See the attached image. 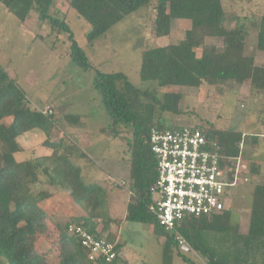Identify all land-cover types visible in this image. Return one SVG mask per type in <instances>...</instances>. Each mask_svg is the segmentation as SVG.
<instances>
[{"label":"trees","instance_id":"trees-1","mask_svg":"<svg viewBox=\"0 0 264 264\" xmlns=\"http://www.w3.org/2000/svg\"><path fill=\"white\" fill-rule=\"evenodd\" d=\"M0 5L16 18L19 25H23L34 10L38 21L47 25L48 36H67L71 63L84 70L93 69L92 86L108 118L101 134L118 139L129 154L128 192L131 194L126 204L125 220L149 224L156 235L165 238L162 264H171L174 256L184 264H196L179 245L177 236L204 257L207 264H264V183L250 185L246 190L249 197L248 225L242 234L239 232V218L235 232H229L228 222L233 205L238 198V201L242 199V187H247L249 181L231 193L228 209L212 216H187L171 231L164 230L150 210L155 201L151 188L157 180L156 161L149 144L152 128L160 131L184 127L197 129L208 141L217 143L222 159L239 155L245 159L240 144L243 146L246 141L250 148H255L261 140L260 133L258 138L253 136L247 140L241 131L217 130L212 125L169 124L163 116L181 113L182 95L178 91L157 94L158 89L170 86L198 89L202 85L222 88L247 83L252 96L263 98L256 121L264 127V64L255 65L254 57L245 53L248 28L244 22L237 21L227 29L221 0H68V8L89 26L85 33L89 46H93L112 26L144 7L153 11L150 31L153 38L169 36L174 20L189 21V28L177 44L141 51L139 78L142 83L150 85L139 88L121 72L102 73L94 68L75 41L66 18L51 14L53 0H0ZM253 27L256 50L264 54V15L253 23ZM208 37L221 39V48L206 45L204 42ZM196 50L200 51L199 55ZM5 119H10V122L4 123ZM53 127L52 115L32 109L25 92L6 70L0 68V264H53L51 255L56 258V264L88 262L86 251L67 232L70 223L54 222L51 215L41 209V199L46 197L45 194L32 193L30 185L38 181L39 174L48 178L50 185L70 190L71 196L75 191L76 204L89 200L93 212L73 223L102 238L93 222L99 217L95 211L100 207L95 201L96 186L81 182L80 168L70 161L81 155L75 146L77 152H72L69 138L64 136L58 142L46 139L43 146L51 150L50 155L23 162L15 159V155L23 152L19 137L35 131L49 134ZM64 142L68 144L67 148L63 146ZM250 174H259V166L254 161L251 162ZM115 186L124 188L120 184ZM107 221L103 226L105 230L117 219ZM105 240L114 244L115 258L109 263L98 260L89 261L90 264H117L120 260L121 245ZM44 243L48 250L42 249Z\"/></svg>","mask_w":264,"mask_h":264},{"label":"rangeland","instance_id":"rangeland-1","mask_svg":"<svg viewBox=\"0 0 264 264\" xmlns=\"http://www.w3.org/2000/svg\"><path fill=\"white\" fill-rule=\"evenodd\" d=\"M221 1L225 12L224 26L231 29L237 21L244 22L248 28L245 53L254 57L255 65H263L264 54L256 50V31L253 23L264 15V1ZM53 2L51 14L66 18L75 41L94 68L102 73L121 72L132 85L139 88L150 85L142 83L139 78L141 51L145 48L177 44L190 26L189 21L174 20L169 36L153 38L150 32L153 11L150 7H144L112 26L93 46H89L85 40V33L89 30L88 24L68 8V0ZM48 34L47 25L38 21L34 10L26 22L19 25L16 18L0 5V68L6 70L25 92L32 109L42 113L50 109L54 121V127L49 134L35 131L19 137L18 142L23 152L15 155V159L17 162H23L46 156L51 151L43 146L46 139L58 142L64 136L69 138L72 152H77V147L78 154L81 155L70 160L81 168V182L96 186L95 201H98L100 207L95 212L98 211L105 224L108 219L121 221V225L114 229L115 232L119 228V240L123 244L117 264H162L163 237L156 235L149 224L124 220V205L130 198L129 154L118 139L101 134V130L108 124V118L101 107L99 95L92 86L94 71L81 69L71 63L68 58L69 42L66 35L56 38ZM204 43L218 49L222 45L221 39L209 37ZM199 52L196 50L198 55ZM165 91H178L182 95L179 104L181 113L177 116H163L169 124L212 125L217 130L241 132L247 129V140L253 136L258 138V132H264V127L254 124L257 112L262 108L263 98L252 96L247 83L243 86L232 84L222 88L202 85L198 89L170 86L158 89L157 94ZM244 120H247L246 125ZM9 122L10 119L4 120L6 124ZM63 146L67 148L68 144L64 142ZM245 159L250 173L251 162L248 157ZM121 181L125 182V190L115 186ZM263 183L264 176L251 175L247 187H242V199L238 201V198L233 205L228 222L229 232H235L238 218L240 231L247 230V191L250 185ZM30 188L34 194H45L44 199L40 198L41 209L51 215L57 223H73L76 216H89L93 212L88 199L76 204L75 191L71 196L70 190L50 185L48 178L42 174H39L38 181L30 185ZM58 209L63 217L53 216ZM98 223L101 231L103 223ZM101 236L107 240L112 239L108 234L103 233ZM74 248L78 249V246ZM42 249L48 250L45 243L42 244ZM187 255L197 264H207V260L192 249ZM51 258L53 264H56V258L53 255ZM171 264L184 263L173 257Z\"/></svg>","mask_w":264,"mask_h":264},{"label":"built area","instance_id":"built-area-1","mask_svg":"<svg viewBox=\"0 0 264 264\" xmlns=\"http://www.w3.org/2000/svg\"><path fill=\"white\" fill-rule=\"evenodd\" d=\"M44 115H51L47 109ZM150 150L156 161L157 180L152 186L154 203L150 210L166 231L183 218L217 215L231 203L230 195L249 181L250 173L242 156L222 159L219 146L197 129L157 130L149 133ZM240 149L243 148L242 143ZM123 186V182L118 183ZM131 194V193H130ZM68 234L86 251L87 260L111 262L114 244L98 238L81 226L70 223ZM179 245L184 240L177 236Z\"/></svg>","mask_w":264,"mask_h":264},{"label":"crops","instance_id":"crops-1","mask_svg":"<svg viewBox=\"0 0 264 264\" xmlns=\"http://www.w3.org/2000/svg\"><path fill=\"white\" fill-rule=\"evenodd\" d=\"M245 125L247 124V120H244V122H243ZM254 124L255 125H257V126H259L258 124H257V121L256 120H254ZM246 129V128H245ZM248 130L246 129V131H242V133H244L245 134V138L247 137V132ZM258 133H260V137H261V140L258 142V144L256 145V147L255 148H250L249 146H248V144H247V142L245 141L244 142V144H243V149H244V152H245V158L246 157H248V159H249V161L250 162H253L254 161V163L255 164H257L258 166H259V174L257 175V176H264V132H258ZM245 140V139H244ZM51 153V152H50ZM50 153L48 152V155H50ZM47 156V155H46ZM245 160V162L246 163H248L247 161H246V159H244ZM79 167V166H78ZM80 168V167H79ZM81 169V168H80ZM121 182H123V181H121ZM120 183V182H119ZM123 183H125V182H123ZM118 184V183H117ZM125 188V187H124ZM124 188H121V190H125ZM127 202H128V200H127ZM127 202L125 203V205H124V207H125V215H126V204H127ZM231 205V204H230ZM230 205H229V207H230ZM228 207V208H229ZM227 208V209H228ZM60 210L58 209L57 210V212H54L53 213V216L54 217H63L62 216V214L60 215L59 212ZM80 217H82V216H76L74 219H75V221L76 220H80ZM125 217V216H124ZM51 219L54 221V222H57L55 219H53V217H51ZM65 220V219H64ZM112 220H115V219H112ZM124 220H125V218H124ZM101 221V223H103V224H101V226H102V228H101V231L99 230V223L98 222H100ZM93 222L95 223V230L98 232V233H100L101 235L104 233V234H108L112 239H111V241L112 242H114L115 244H120L121 245V248H120V250H119V255H120V251H121V249H122V243H121V241L119 240V234H118V232L120 231L119 230V228H117V230L114 232V229L116 228V227H119L120 225H121V221H120V219H117V221H115V222H113V223H109L108 224V226H107V229L105 230V229H103V226H104V222H103V220L100 218V217H98V218H95L94 220H93ZM153 229V228H152ZM239 232L242 234V233H245V232H242V231H240V229H239ZM102 237V236H101ZM162 237V236H161ZM163 242H162V246H163V244H164V242H165V238L163 237ZM189 253V252H188ZM174 258H178V257H176V256H174ZM241 261H242V259H241ZM197 264V263H196ZM259 264V263H258Z\"/></svg>","mask_w":264,"mask_h":264},{"label":"water","instance_id":"water-1","mask_svg":"<svg viewBox=\"0 0 264 264\" xmlns=\"http://www.w3.org/2000/svg\"><path fill=\"white\" fill-rule=\"evenodd\" d=\"M186 252L188 253L190 251V249L187 246H184Z\"/></svg>","mask_w":264,"mask_h":264}]
</instances>
